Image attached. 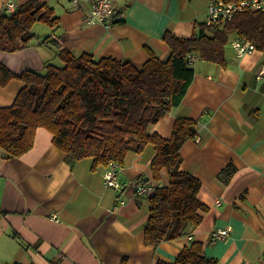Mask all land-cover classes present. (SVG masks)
Wrapping results in <instances>:
<instances>
[{"label":"crops","instance_id":"0c3cea01","mask_svg":"<svg viewBox=\"0 0 264 264\" xmlns=\"http://www.w3.org/2000/svg\"><path fill=\"white\" fill-rule=\"evenodd\" d=\"M9 1L19 6L29 0H0V11ZM38 1L51 6L59 22L37 21L32 31L39 40L33 45L0 50V60L16 73L60 63L62 48L139 67L152 55L167 59L172 47L165 35H197L211 0H118L123 17L109 28L84 19L87 3ZM236 37L230 30L224 63L195 62L183 99L152 128L170 138L178 117L197 121L196 136L181 146L180 169L201 180L198 198L208 210L199 225L156 246L144 242L151 200L135 186L169 184L166 168L159 179L153 176V144L127 153L118 172L122 188L114 189L105 185L106 165L94 167L93 157L70 165L53 134L38 127L33 147L20 157L6 159L0 151V264L173 263L192 241L203 242L217 264H264V46L239 56L231 46ZM23 86L16 78L0 86V107L11 105ZM228 165L235 171L222 180ZM226 227L228 235L213 240V232Z\"/></svg>","mask_w":264,"mask_h":264},{"label":"trees","instance_id":"16d2710c","mask_svg":"<svg viewBox=\"0 0 264 264\" xmlns=\"http://www.w3.org/2000/svg\"><path fill=\"white\" fill-rule=\"evenodd\" d=\"M37 21L51 26L59 22L53 8L38 0H29L12 13L0 11V50L17 51L33 45L39 40L32 31ZM201 27L197 35L188 38L167 33L170 56L161 59L152 55L141 67L130 60L96 58L67 48L57 52L60 63L47 61L43 71L25 68L16 73L0 60V86L13 78L24 82L14 102L0 107L2 156L17 158L29 151L38 127L53 134V143L70 165L85 157H93L94 167L111 161L123 165L129 151L140 152L151 143L155 147L153 176L159 179L161 169L166 168L169 184L158 186L150 195L144 242L156 246L182 236L191 225H199L208 210L198 198L201 180L180 169L181 146L196 136L197 121L178 117L170 138L152 128L181 102L193 80L195 68L189 64L188 54L197 51L202 59L224 63L223 48L230 30L264 46V16L248 11ZM48 40L45 37L42 42ZM234 171L228 165L219 177L228 181ZM157 264H217V260L206 254L203 242L192 241L173 263Z\"/></svg>","mask_w":264,"mask_h":264},{"label":"built area","instance_id":"2783aa9c","mask_svg":"<svg viewBox=\"0 0 264 264\" xmlns=\"http://www.w3.org/2000/svg\"><path fill=\"white\" fill-rule=\"evenodd\" d=\"M75 6H81L85 3L89 4V8L84 15V19L90 24H101L105 28H109L123 17L124 8L118 0H70ZM18 5L9 1L3 8V12L12 13L16 11ZM258 11L264 16V0H211L207 6V24L224 20H231L237 14ZM231 46L239 56L251 53L258 48L257 43L244 36L236 37L231 40ZM197 52L188 54V62L194 64L200 59ZM264 69V66H263ZM120 165L114 161L106 165L103 177L105 185L109 188L121 189L122 184L119 181ZM159 185L155 181L144 182L135 186V191L138 194L150 196L155 192ZM121 202H124L123 200ZM218 203L220 201L218 200ZM53 217H56L55 215ZM230 227L215 230L212 234L213 240L225 238L228 235Z\"/></svg>","mask_w":264,"mask_h":264},{"label":"rangeland","instance_id":"374dc122","mask_svg":"<svg viewBox=\"0 0 264 264\" xmlns=\"http://www.w3.org/2000/svg\"><path fill=\"white\" fill-rule=\"evenodd\" d=\"M220 22V21H219ZM207 24V23H206ZM238 37H240V36H238ZM245 37V36H244ZM250 39V38H249ZM195 52H197V51H195ZM198 53V52H197ZM200 60V59H199ZM195 64V63H194ZM194 64H192V65H194Z\"/></svg>","mask_w":264,"mask_h":264}]
</instances>
